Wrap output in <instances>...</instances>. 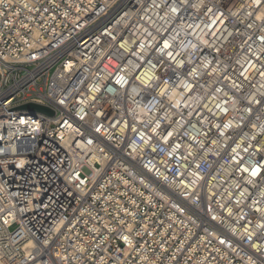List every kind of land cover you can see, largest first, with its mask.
<instances>
[{
	"label": "built area",
	"instance_id": "1",
	"mask_svg": "<svg viewBox=\"0 0 264 264\" xmlns=\"http://www.w3.org/2000/svg\"><path fill=\"white\" fill-rule=\"evenodd\" d=\"M0 264H264V0H0Z\"/></svg>",
	"mask_w": 264,
	"mask_h": 264
},
{
	"label": "water",
	"instance_id": "2",
	"mask_svg": "<svg viewBox=\"0 0 264 264\" xmlns=\"http://www.w3.org/2000/svg\"><path fill=\"white\" fill-rule=\"evenodd\" d=\"M21 109H26V110H30V111H37V112H42L48 115H54V111L49 109L48 107L39 105V104H35V103H28L25 104L23 106H21Z\"/></svg>",
	"mask_w": 264,
	"mask_h": 264
}]
</instances>
